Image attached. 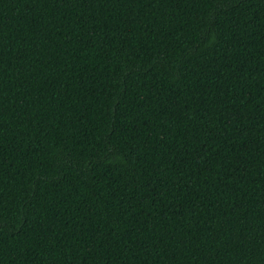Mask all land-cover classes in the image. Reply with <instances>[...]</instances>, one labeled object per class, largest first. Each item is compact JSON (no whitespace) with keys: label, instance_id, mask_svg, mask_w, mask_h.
<instances>
[{"label":"trees","instance_id":"trees-1","mask_svg":"<svg viewBox=\"0 0 264 264\" xmlns=\"http://www.w3.org/2000/svg\"><path fill=\"white\" fill-rule=\"evenodd\" d=\"M0 264H264V0H0Z\"/></svg>","mask_w":264,"mask_h":264}]
</instances>
